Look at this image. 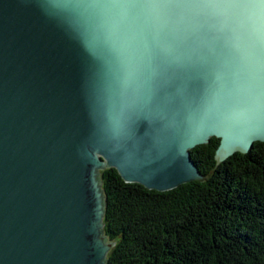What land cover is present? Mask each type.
I'll return each mask as SVG.
<instances>
[{"label":"water","instance_id":"95a60500","mask_svg":"<svg viewBox=\"0 0 264 264\" xmlns=\"http://www.w3.org/2000/svg\"><path fill=\"white\" fill-rule=\"evenodd\" d=\"M264 143V0H0V264H105L101 172L160 192Z\"/></svg>","mask_w":264,"mask_h":264},{"label":"trees","instance_id":"16d2710c","mask_svg":"<svg viewBox=\"0 0 264 264\" xmlns=\"http://www.w3.org/2000/svg\"><path fill=\"white\" fill-rule=\"evenodd\" d=\"M220 139L191 150L206 178L170 191L101 172L105 264H264V143L218 164Z\"/></svg>","mask_w":264,"mask_h":264}]
</instances>
